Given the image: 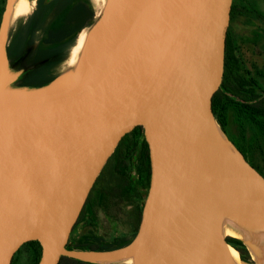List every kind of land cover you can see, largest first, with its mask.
<instances>
[{
  "label": "water",
  "instance_id": "water-1",
  "mask_svg": "<svg viewBox=\"0 0 264 264\" xmlns=\"http://www.w3.org/2000/svg\"><path fill=\"white\" fill-rule=\"evenodd\" d=\"M132 1L109 0L94 25L95 74L85 66L84 50L77 77L61 75L33 92L7 91L8 32L2 34L12 2L6 3L0 22V264H11L31 241L41 248L38 264H59L62 257L99 264L78 254L107 260L130 246L133 264H209L212 198L264 216V177L231 143L236 158L228 155L215 136L212 98L232 0H147L126 31ZM117 32L124 38L115 45ZM137 127L148 146L150 179L133 243L102 253L68 251L94 182Z\"/></svg>",
  "mask_w": 264,
  "mask_h": 264
},
{
  "label": "trees",
  "instance_id": "trees-1",
  "mask_svg": "<svg viewBox=\"0 0 264 264\" xmlns=\"http://www.w3.org/2000/svg\"><path fill=\"white\" fill-rule=\"evenodd\" d=\"M25 1L29 7L28 12L15 19L6 38L5 48L9 62L8 78L10 82L7 91L9 92L38 91L57 80L62 75L57 71L58 66L67 60L80 34L89 32L100 17L96 16L91 0ZM6 3L7 0H3L0 4V22ZM224 68L237 76V86L233 88V96L227 95L222 89L214 94L212 114L216 125L226 134L227 115L230 111H234L239 117L247 119L252 127L264 131V94H256L245 88L247 82L240 73L234 48L229 43H226L225 46ZM237 95L243 96V99ZM131 133L136 135V140L139 143L138 162L134 169V184L146 197L150 179L148 146L142 128L137 127ZM227 137L241 152L234 141L229 136ZM78 223L79 218L72 233ZM136 234L137 232L118 236L107 241L92 229H87L76 238L72 239L70 236L66 249L92 253L109 252L130 246ZM226 242L237 251L242 264H255L243 241L227 237ZM22 247L29 249L31 257L29 264H38L41 248L37 241L22 245L15 253L13 260L20 253ZM59 264L96 263H89L79 258L62 257Z\"/></svg>",
  "mask_w": 264,
  "mask_h": 264
},
{
  "label": "rangeland",
  "instance_id": "rangeland-1",
  "mask_svg": "<svg viewBox=\"0 0 264 264\" xmlns=\"http://www.w3.org/2000/svg\"><path fill=\"white\" fill-rule=\"evenodd\" d=\"M108 1L91 0L96 16L101 15ZM14 21L10 18L6 32L2 34L3 38ZM226 43L234 48L240 73L247 82L245 88L256 94H264V0H232ZM57 71L62 75L70 74L71 68L65 61L58 66ZM236 78L234 73L223 66L218 90L222 89L227 95L233 96V88L237 86ZM237 96L243 99V96ZM225 130L227 140L234 146L229 136L239 147L244 160L264 177V131L252 127L247 119L239 117L234 111L227 115ZM138 155L136 135L126 134L94 182L79 223L71 235L72 239L87 229H92L107 241L137 232L145 197L134 184ZM30 260L29 249L22 247L11 264H29Z\"/></svg>",
  "mask_w": 264,
  "mask_h": 264
},
{
  "label": "bare ground",
  "instance_id": "bare-ground-1",
  "mask_svg": "<svg viewBox=\"0 0 264 264\" xmlns=\"http://www.w3.org/2000/svg\"><path fill=\"white\" fill-rule=\"evenodd\" d=\"M146 4L147 0L132 1L129 12L124 19V29L126 31L132 26L138 13ZM27 12L28 5L25 0H13L11 19L15 20ZM123 38L124 34L117 32L114 44L117 45ZM84 50L87 52L85 66L93 75L98 70L99 65V29L97 26L87 33L80 34L76 45L66 60L67 65L71 68L70 74L73 78L78 76L79 60ZM215 136L224 151L232 158H236L230 142L218 126L215 128ZM227 237L243 241L253 262L264 264V216L256 212L236 208L218 198H212L208 210L209 264H242L237 251L226 244ZM79 256L86 260L96 259L100 263L132 264L134 262L133 249L124 251L119 256L112 257L109 260L98 259L95 255L86 253H79Z\"/></svg>",
  "mask_w": 264,
  "mask_h": 264
}]
</instances>
